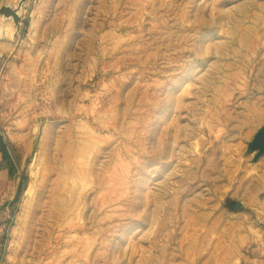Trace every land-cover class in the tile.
<instances>
[{
  "label": "rangeland",
  "instance_id": "1",
  "mask_svg": "<svg viewBox=\"0 0 264 264\" xmlns=\"http://www.w3.org/2000/svg\"><path fill=\"white\" fill-rule=\"evenodd\" d=\"M264 0H0V264H264Z\"/></svg>",
  "mask_w": 264,
  "mask_h": 264
},
{
  "label": "water",
  "instance_id": "2",
  "mask_svg": "<svg viewBox=\"0 0 264 264\" xmlns=\"http://www.w3.org/2000/svg\"><path fill=\"white\" fill-rule=\"evenodd\" d=\"M249 153L255 154L254 163L258 162L261 158L264 157V127H262L254 140L249 145Z\"/></svg>",
  "mask_w": 264,
  "mask_h": 264
}]
</instances>
